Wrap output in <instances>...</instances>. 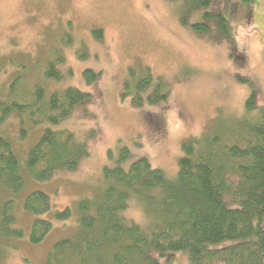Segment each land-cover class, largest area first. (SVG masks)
Listing matches in <instances>:
<instances>
[{
    "label": "rangeland",
    "instance_id": "rangeland-1",
    "mask_svg": "<svg viewBox=\"0 0 264 264\" xmlns=\"http://www.w3.org/2000/svg\"><path fill=\"white\" fill-rule=\"evenodd\" d=\"M221 14L229 23L228 35L212 30L198 36L192 25L206 21L205 13ZM102 32V39L94 36ZM62 54L61 81L46 76L49 61ZM101 77L88 85L84 72ZM150 71L170 89L166 102L141 108L133 98H122L124 83ZM28 87L42 85L49 93L76 88L90 94V104L53 130L71 131L86 144L88 156L77 171L57 172L47 182L31 178L26 157L46 128L43 123L20 140V124L11 119L0 128L13 146L26 181L17 194L0 187V210L14 202L16 227L22 238L0 236V264H47L55 244L78 234L80 203L97 202L107 190L104 169L119 163L124 148L130 159L122 166L147 160L174 179L185 142L214 131L225 119L245 113L246 101L258 88L264 105V0H212L209 11L189 13L184 3L169 0H0V97L5 98L15 78ZM238 79L246 81L242 84ZM50 198L43 216L24 210L33 192ZM70 209L61 221L57 213ZM128 221L146 226L135 202L124 214ZM41 219L52 232L41 242H30L32 225ZM224 245H221L222 247ZM161 264H190L184 254L157 257Z\"/></svg>",
    "mask_w": 264,
    "mask_h": 264
},
{
    "label": "trees",
    "instance_id": "trees-1",
    "mask_svg": "<svg viewBox=\"0 0 264 264\" xmlns=\"http://www.w3.org/2000/svg\"><path fill=\"white\" fill-rule=\"evenodd\" d=\"M184 3L189 13L209 11L212 0H169ZM192 25L198 36L212 30L228 35L227 20L205 13ZM102 39L101 31H94ZM66 61L55 54L46 76L61 81L60 65ZM101 77L84 72L88 85ZM242 84L244 80L238 79ZM133 98L141 108L147 99L151 106L166 102L170 89L150 71L136 79L131 73L123 86L122 98ZM92 96L76 88L49 93L42 85L15 78L5 98L0 97V128L13 118L20 124V140L46 123L43 135L26 157V168L38 182L51 180L57 172L73 173L88 156V149L68 130H53L70 120ZM177 176L171 179L143 159L125 169L130 159L124 148L119 163L104 169L107 190L97 202L80 203L78 234L55 244L47 264H161L157 257L184 254L190 264H264V105L259 104L258 88L246 101L242 116L222 121L213 131L185 142ZM20 160L12 144L0 135V187L19 193L25 187ZM131 202L145 215L146 226L128 221L124 214ZM51 209L47 194L37 191L24 201V210L43 216ZM14 202L6 201L0 210V236L22 238L16 227ZM72 217L70 209L57 213L61 221ZM30 242L41 244L52 232V223L37 219ZM221 245H224L220 247Z\"/></svg>",
    "mask_w": 264,
    "mask_h": 264
}]
</instances>
